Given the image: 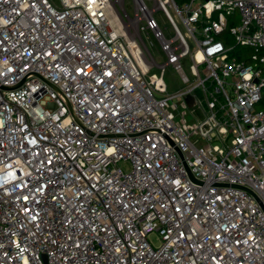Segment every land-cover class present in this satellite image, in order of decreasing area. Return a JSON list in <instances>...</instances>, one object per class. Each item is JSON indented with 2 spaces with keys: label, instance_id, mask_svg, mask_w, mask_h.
I'll use <instances>...</instances> for the list:
<instances>
[{
  "label": "built area",
  "instance_id": "built-area-1",
  "mask_svg": "<svg viewBox=\"0 0 264 264\" xmlns=\"http://www.w3.org/2000/svg\"><path fill=\"white\" fill-rule=\"evenodd\" d=\"M263 97L264 0H0V264H264Z\"/></svg>",
  "mask_w": 264,
  "mask_h": 264
},
{
  "label": "rangeland",
  "instance_id": "rangeland-1",
  "mask_svg": "<svg viewBox=\"0 0 264 264\" xmlns=\"http://www.w3.org/2000/svg\"><path fill=\"white\" fill-rule=\"evenodd\" d=\"M126 6L127 7L130 6V0H126ZM129 11L131 14L133 13V11L131 9ZM158 19H159L162 26H165L168 29H170V24L168 23V20L166 19L165 16L160 15V16H158ZM143 36L145 37L144 34H143ZM237 49L238 50H245L244 47H241V46H238ZM152 51L158 59H162V55L160 53V49H159L158 45L153 46ZM185 68L190 73L191 69H190L188 64H185ZM166 81L168 82L170 91H174V90L178 89L181 85V81L179 80L178 74L174 71V69L172 67H168L166 70ZM184 117L186 118L187 123L189 125L193 126L196 123L190 112H186V115ZM160 238L161 237L159 236L158 233L151 234L149 236V239L153 243L154 246H158L161 243Z\"/></svg>",
  "mask_w": 264,
  "mask_h": 264
},
{
  "label": "trees",
  "instance_id": "trees-1",
  "mask_svg": "<svg viewBox=\"0 0 264 264\" xmlns=\"http://www.w3.org/2000/svg\"><path fill=\"white\" fill-rule=\"evenodd\" d=\"M179 1V0H178ZM260 107H262L264 109V97H263V100L261 101L260 103Z\"/></svg>",
  "mask_w": 264,
  "mask_h": 264
}]
</instances>
